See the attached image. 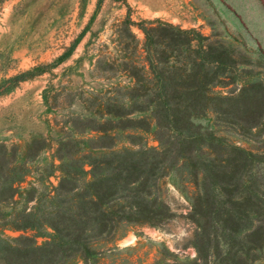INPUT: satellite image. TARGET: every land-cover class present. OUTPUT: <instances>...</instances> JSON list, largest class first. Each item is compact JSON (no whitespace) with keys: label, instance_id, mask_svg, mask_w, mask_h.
Here are the masks:
<instances>
[{"label":"rangeland","instance_id":"1","mask_svg":"<svg viewBox=\"0 0 264 264\" xmlns=\"http://www.w3.org/2000/svg\"><path fill=\"white\" fill-rule=\"evenodd\" d=\"M144 22L193 29L208 39L224 74L210 88L207 111L193 123L223 144L264 154V0H0V148L6 155L0 154V243L16 245L13 240L28 238L43 247L54 235L50 225H72L67 218L78 212L71 202L80 190L72 188L65 197L68 204L56 199L61 143L74 141L61 154L76 158L160 150L150 106L140 111L147 105L140 92L134 98L127 95L136 81L130 67L140 75L144 65ZM94 96L121 108L124 118L105 110L98 115ZM105 120L116 128L93 130V121ZM172 160L165 162L163 177L146 190L152 193L150 202L159 199L174 216L161 226L120 223L109 235L90 237L94 256L88 264H174L196 258L197 227L187 216L186 196L178 190L183 172L170 168L181 161ZM231 171L238 173L232 180L242 175L248 190L245 199L241 190L224 196L222 207L226 212L245 201L241 209L250 211L253 183L264 192V163L249 159L240 172ZM84 178L92 180L90 175ZM204 211L212 214L206 206ZM211 217L205 222L215 246ZM246 225L239 236L248 233ZM253 256L248 252V259ZM0 260L27 264L24 251L0 254ZM65 264L86 262L78 254ZM256 264H264V254Z\"/></svg>","mask_w":264,"mask_h":264},{"label":"trees","instance_id":"2","mask_svg":"<svg viewBox=\"0 0 264 264\" xmlns=\"http://www.w3.org/2000/svg\"><path fill=\"white\" fill-rule=\"evenodd\" d=\"M141 30L144 34V65L140 66V75L136 67H130L132 73L130 70L128 73L136 81L127 95L134 98L140 92V98L143 97L144 104L147 103L145 107L140 106V111L150 106L160 150L148 152L139 149L111 153L102 158L90 155L76 158L62 155H65L63 149L74 141L61 143L58 159L62 162V178L56 199L61 197L58 202L68 204L71 201H66L65 197L72 188L80 190L74 195L75 202H71L78 212L67 218L72 225L68 228L60 224L50 225L54 235L43 247L36 246L28 238L13 240L12 244L16 245L0 243L1 255H17L24 251L27 264H65L80 254L88 264L90 256H94L88 247L90 237L109 235L120 223L161 226L174 214L159 199L150 202L152 193L146 188L163 177L165 162L172 158L171 164L181 161V165H171L170 168L183 172L178 190L186 196L189 202L187 216L197 227L194 241L196 258L174 264H256L262 260L264 192L253 183L250 211L241 209L245 205L242 201L235 202L225 212L222 198L241 190L245 199L248 187L240 181L242 175L232 180L238 173L231 168L240 172L249 159L255 164L264 163V154L252 155L223 144L193 123L194 117L203 115L208 109L210 88L218 84L224 74L222 61L213 56L211 46L206 45L208 39L193 29L183 30L162 22H144ZM137 76H140V81ZM94 99L98 115L105 110L106 114L124 118L118 111L121 108L106 104L102 97L94 96ZM124 122L134 123L128 119ZM93 123L96 126L93 130L103 133L116 128L112 120ZM2 158L6 159V155L2 154ZM86 167L90 169L87 171ZM87 175L92 178L90 182L84 178ZM12 188L15 190L14 184ZM140 192L143 194L141 200ZM205 206L211 208L212 214L204 211ZM207 215H213L211 221L217 232L213 236L215 246H211L205 222ZM248 222V233L239 236L246 230ZM87 223L90 230L86 229ZM33 227V224L16 225L17 229ZM87 232L91 236H87ZM248 252L254 254L251 259L247 257ZM172 256L177 258V255ZM2 260L5 261V257Z\"/></svg>","mask_w":264,"mask_h":264}]
</instances>
